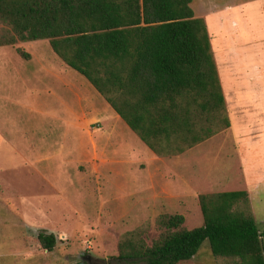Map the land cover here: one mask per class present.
Masks as SVG:
<instances>
[{"label":"rangeland","instance_id":"rangeland-1","mask_svg":"<svg viewBox=\"0 0 264 264\" xmlns=\"http://www.w3.org/2000/svg\"><path fill=\"white\" fill-rule=\"evenodd\" d=\"M7 29L0 22V33ZM113 114L48 40L0 47V264H76L86 255L92 264H118L123 233L142 229L151 244L164 231L156 224L162 215H182L183 227H199L198 196L237 188L224 185L239 178L227 129L185 154L158 157ZM248 122L264 129V103ZM260 144L247 156L257 174L264 168ZM252 191L251 210L264 233V181ZM39 232L56 236L52 252L40 246ZM178 264L223 260L203 242Z\"/></svg>","mask_w":264,"mask_h":264},{"label":"trees","instance_id":"trees-1","mask_svg":"<svg viewBox=\"0 0 264 264\" xmlns=\"http://www.w3.org/2000/svg\"><path fill=\"white\" fill-rule=\"evenodd\" d=\"M192 0H0V47L48 40L54 54L100 94L154 155L184 153L228 129L230 119L204 19ZM25 59L29 54L18 50ZM199 227L162 215V231L123 233L118 264H178L203 242L223 264H264L259 232L244 190L200 194ZM47 252L53 233L39 232Z\"/></svg>","mask_w":264,"mask_h":264},{"label":"crops","instance_id":"crops-1","mask_svg":"<svg viewBox=\"0 0 264 264\" xmlns=\"http://www.w3.org/2000/svg\"><path fill=\"white\" fill-rule=\"evenodd\" d=\"M190 7L195 17L204 19L207 27L230 119L227 130L238 158L239 178L224 185L237 186L228 191H246L252 207L255 198L252 189L259 188L264 181V168L257 174L247 159L251 150L264 143L260 137L264 129L252 128L248 122L250 114L261 109L264 103V94L260 92L264 89V0H192ZM252 89L255 94L251 93ZM112 116L113 120L119 118L116 113Z\"/></svg>","mask_w":264,"mask_h":264},{"label":"water","instance_id":"water-1","mask_svg":"<svg viewBox=\"0 0 264 264\" xmlns=\"http://www.w3.org/2000/svg\"><path fill=\"white\" fill-rule=\"evenodd\" d=\"M89 259H91V256H89V255L83 256L82 260L76 264H85V260H89Z\"/></svg>","mask_w":264,"mask_h":264},{"label":"flooded vegetation","instance_id":"flooded-vegetation-1","mask_svg":"<svg viewBox=\"0 0 264 264\" xmlns=\"http://www.w3.org/2000/svg\"><path fill=\"white\" fill-rule=\"evenodd\" d=\"M96 262V260H93V259H89V260H85V263L86 264H92V263H95Z\"/></svg>","mask_w":264,"mask_h":264}]
</instances>
